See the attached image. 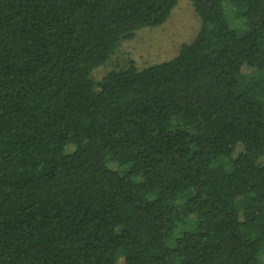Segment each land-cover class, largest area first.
<instances>
[{"label":"trees","instance_id":"trees-1","mask_svg":"<svg viewBox=\"0 0 264 264\" xmlns=\"http://www.w3.org/2000/svg\"><path fill=\"white\" fill-rule=\"evenodd\" d=\"M177 2L0 0V264H264V0L94 77Z\"/></svg>","mask_w":264,"mask_h":264},{"label":"rangeland","instance_id":"rangeland-1","mask_svg":"<svg viewBox=\"0 0 264 264\" xmlns=\"http://www.w3.org/2000/svg\"><path fill=\"white\" fill-rule=\"evenodd\" d=\"M201 27L202 20L195 12L192 0H178L163 25L141 29L134 39L122 42L110 60L94 72V77L100 80L108 72L125 68L130 62L144 69L170 61L178 55L183 44H190L196 39ZM259 163L264 165V157Z\"/></svg>","mask_w":264,"mask_h":264}]
</instances>
